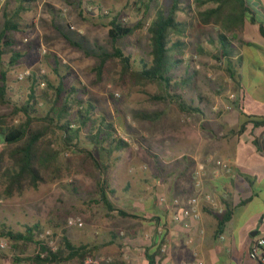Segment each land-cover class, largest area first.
<instances>
[{
	"label": "rangeland",
	"instance_id": "374dc122",
	"mask_svg": "<svg viewBox=\"0 0 264 264\" xmlns=\"http://www.w3.org/2000/svg\"><path fill=\"white\" fill-rule=\"evenodd\" d=\"M173 2L174 0H36L29 6V11L22 13L20 20L34 28L15 33L17 45L14 49L22 54V58L9 71L7 102L0 103V114L8 117L10 125H17L24 117L22 114L14 115V108L27 101L35 78L39 77L45 82L41 83L40 89L51 96L52 89L48 88L47 80L57 85L62 80L61 77L66 75L64 82L67 88L78 84L85 88L88 94H81L80 97L91 99L96 104L98 115L112 121L121 138L128 139V134L137 136L130 139V148L125 151H130L129 161L133 156L139 155L153 165L154 173L162 165L169 167V162L177 158L167 148L172 132L168 120L172 116L174 102L170 99L152 101L149 96L162 92L161 88L138 79L134 73L140 59L150 60L147 28L153 21L157 8L168 9ZM180 3L186 7L190 4L191 10L178 14L179 20L188 21L190 25L186 37L189 48L184 56V64L172 73L175 81H185L186 86L176 94L182 93L186 102L190 99L189 89H194L189 85L187 75L192 68L196 76L194 84H199L208 91L207 94L213 100L214 88L219 83H225L224 78L229 76L226 72L227 60L221 55L219 33L225 32L231 42L235 41L234 57L240 52L242 34L239 32L234 35L240 31V27L227 32L221 26L204 25L199 19L195 0H180ZM17 6V0H0V31L5 13L13 15ZM214 6L210 4L206 8ZM114 17H118L126 25L143 23L144 27L138 29L133 36L114 44L108 36V24ZM64 35L78 42L81 48L73 46ZM115 46L122 49L125 55L131 56L133 67L129 73H125L118 59H110L98 80L96 68L100 63L99 56L102 53L112 54ZM9 57L5 55L3 60L8 61ZM217 57L221 60L216 59ZM68 72L70 76L67 75ZM195 92L202 98L200 91L195 89ZM37 109L44 114L46 103L40 102ZM140 110L162 111L163 115L156 124L140 122L133 117ZM212 111L217 112L218 108L216 110L213 106ZM83 144L96 153L95 147ZM160 152H163L162 155ZM175 161L178 163L179 160ZM60 164L63 177L54 183L42 185L36 190H27L13 199H5L0 189V239H3V230L24 232L27 226L39 224L42 226L41 231L51 229L60 238L63 230L72 231L97 245L102 252H107V223L117 226L125 224L127 220L111 215L106 209L99 195L100 173L85 156L68 152L60 159ZM121 167L124 165L118 166V170L111 174L112 188L118 191V194H110L115 206L136 212L153 208L156 193L147 207L138 202L141 198L145 199L139 191L143 188L138 184L143 183L140 182L141 173H137L136 167L131 164L130 173L127 170L119 177L117 173H120ZM158 177L152 175L150 178L155 183ZM126 180L132 184H129L126 191H120L119 186ZM135 195L136 198H133ZM73 217L82 219L84 226L68 227V220ZM113 233L120 235L119 230H114ZM21 250H25L24 253L20 249H14L12 244L7 250H0L1 264H16L15 257L26 259L34 256L38 253L39 246L31 243L22 245ZM98 258H107V253L100 254Z\"/></svg>",
	"mask_w": 264,
	"mask_h": 264
},
{
	"label": "crops",
	"instance_id": "0c3cea01",
	"mask_svg": "<svg viewBox=\"0 0 264 264\" xmlns=\"http://www.w3.org/2000/svg\"><path fill=\"white\" fill-rule=\"evenodd\" d=\"M239 32L240 52L232 58L235 77L226 76L225 83L214 88L211 100L208 91L194 84L195 71L190 68L187 78L194 90L189 89L191 97L187 102L195 110L187 114L176 102L172 105L168 120L172 132L167 148L178 163L173 160L169 167L162 165L154 173L153 165L143 157L133 156L129 161L130 151L123 153L114 170L124 165L117 173L122 177L127 170L130 173L129 166L133 164L137 173H141L143 183L138 184L143 188L139 191L145 199L141 198L139 204L147 207L152 196L155 193L157 196L150 210H126L139 218H123L117 211L110 213L127 221L117 226L107 223V252L100 249L98 252L107 253L109 263L149 264L147 254L153 255L157 248L160 252L154 241H159L161 236L157 234L163 225L166 231L162 238L169 240V252L158 253L155 264H188L197 259L204 264H260L250 251L259 239H264V37L259 24L248 21L234 35ZM232 45L236 46L235 41ZM213 106L218 108L217 112L212 111ZM135 136L128 134L125 140L129 142ZM213 159L229 163L231 172L216 168ZM152 175L159 176L155 183L150 178ZM197 177L204 183V192L215 199L216 207L202 200L201 219L191 220L193 227L186 230L171 222L170 211L159 203V198L163 195L170 201L178 198L180 210L187 209L189 199L198 194ZM129 184L132 183L126 180L118 185L119 190L126 191ZM225 212L230 217L219 230V215ZM114 230H119L120 235L113 233ZM146 234L149 239L145 238ZM67 237L78 245L93 244L72 231Z\"/></svg>",
	"mask_w": 264,
	"mask_h": 264
},
{
	"label": "trees",
	"instance_id": "16d2710c",
	"mask_svg": "<svg viewBox=\"0 0 264 264\" xmlns=\"http://www.w3.org/2000/svg\"><path fill=\"white\" fill-rule=\"evenodd\" d=\"M18 6L13 15L5 13V20L0 31V103L7 102L8 74L22 58V54L14 49L17 45L15 33L26 32L34 26L24 24L21 15L30 10V5L36 0H17ZM200 21L204 25L221 26L230 32L241 27L245 21L259 24L260 33L264 37V0H195ZM214 4V7H207ZM148 6V5H147ZM188 7L180 0L165 9L157 8L153 21L150 22L147 32L150 40V60L140 59L139 66L134 73L138 79L158 85L162 92L149 96L152 101L176 102L183 113L191 114L195 108L183 99V95L176 92L186 86L185 81H175L172 75L184 64V56L189 48L186 41L189 22L179 20V13H188ZM143 23L130 26L114 17L108 24V36L116 44L120 40L133 36ZM65 38L73 45H81ZM221 55L227 60V74L235 77L233 55L235 49L227 33H219ZM9 55L8 61L3 57ZM118 59L124 72L129 73L133 67L131 56L119 47H114L112 54L102 53L100 63L96 68L97 79L100 80L104 66L109 60ZM218 60V57L216 58ZM68 70V67H65ZM70 76V73H67ZM54 85L47 80L48 88L52 89L49 96L40 89L45 83L39 77L33 81L27 101L14 108V115L22 114L24 119L17 125H10L8 117L0 114V189L5 199L21 196L25 191L38 189L42 185L54 183L63 177V168L60 159L68 152L85 156L92 166L100 173L99 195L109 213L117 211L123 218H139L126 210L117 208L111 200L110 194H116L112 188L111 174L123 159V153L130 148V143L121 138L117 128L107 117L98 115L96 104L91 99H83L80 95H87L88 91L79 84L67 88L64 80ZM40 102L47 105L44 114L38 111ZM162 111H137L133 117L136 121L156 124L162 118ZM83 143L96 148V153L85 147ZM230 217L229 212L219 215V230ZM158 219V218H155ZM58 227V226H57ZM56 227V228H57ZM42 226L34 224L27 226L24 232L3 230L1 238H5L14 249L21 250L22 245L34 243L39 246L38 235ZM68 232L63 230L59 242V250L52 253L46 247L40 250L46 254L41 258L39 254L21 259L15 257L16 263L27 264H84L89 258L97 259L100 256L99 247L93 244H75L67 237ZM158 235V234H157ZM159 237V236H158ZM162 237L155 239L161 245ZM147 254L149 264H155L156 255ZM101 264H113L103 262Z\"/></svg>",
	"mask_w": 264,
	"mask_h": 264
},
{
	"label": "built area",
	"instance_id": "2783aa9c",
	"mask_svg": "<svg viewBox=\"0 0 264 264\" xmlns=\"http://www.w3.org/2000/svg\"><path fill=\"white\" fill-rule=\"evenodd\" d=\"M217 110V108L215 107ZM214 166L216 168L222 169L225 172L229 173L231 172L232 168L229 163L222 161V160H212ZM195 186L198 189V194L195 196H192L189 199V206L187 209L180 210L181 209V202L178 198H174L171 201L168 199L167 196H161L159 198V203L162 206H165L168 208L171 214V222L175 225H179L183 229L191 230L192 229V223L191 220L198 221L201 219V202L202 200H205L209 205L212 207H216L215 199L211 197L210 194L204 192V183L202 179L196 178L195 180ZM226 198V196H225ZM214 207V208H215ZM218 210V209H217ZM221 213V211L219 212ZM68 227L71 228H82L84 226V221L80 218L73 217L68 220ZM160 231L158 233L159 236L163 237L164 232L166 231V227L161 225ZM146 239H149V234L145 235ZM59 236H56L55 233L51 229H47L42 231L39 234L38 241H39V250L38 253L41 258H45L46 254L42 253L40 250V247H46L49 251L52 253H56L59 250ZM169 246L170 242L168 239H163V242H161L160 245V252L163 255H167L169 252ZM10 247V243L6 239H0V250H7ZM250 255L256 259L260 264H264V239H259L253 248L250 251ZM111 260L109 258H98V259H89L85 261V264H101L103 262L109 263ZM188 264H204L199 259L188 263Z\"/></svg>",
	"mask_w": 264,
	"mask_h": 264
}]
</instances>
